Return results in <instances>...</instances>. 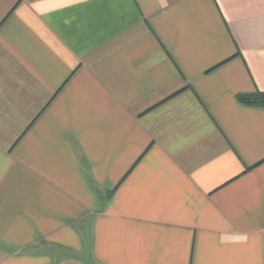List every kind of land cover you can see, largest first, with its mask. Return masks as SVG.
<instances>
[{"label": "crops", "instance_id": "crops-1", "mask_svg": "<svg viewBox=\"0 0 264 264\" xmlns=\"http://www.w3.org/2000/svg\"><path fill=\"white\" fill-rule=\"evenodd\" d=\"M264 0H0V264H264Z\"/></svg>", "mask_w": 264, "mask_h": 264}, {"label": "trees", "instance_id": "trees-1", "mask_svg": "<svg viewBox=\"0 0 264 264\" xmlns=\"http://www.w3.org/2000/svg\"><path fill=\"white\" fill-rule=\"evenodd\" d=\"M237 100L248 106L264 108V92L254 90L251 93L237 95Z\"/></svg>", "mask_w": 264, "mask_h": 264}]
</instances>
